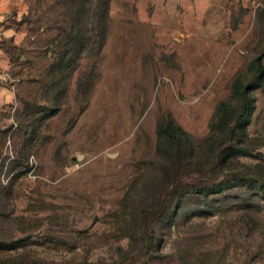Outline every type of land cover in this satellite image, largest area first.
I'll return each mask as SVG.
<instances>
[{
  "label": "rangeland",
  "instance_id": "1",
  "mask_svg": "<svg viewBox=\"0 0 264 264\" xmlns=\"http://www.w3.org/2000/svg\"><path fill=\"white\" fill-rule=\"evenodd\" d=\"M103 1L0 0V264H264V0Z\"/></svg>",
  "mask_w": 264,
  "mask_h": 264
},
{
  "label": "trees",
  "instance_id": "2",
  "mask_svg": "<svg viewBox=\"0 0 264 264\" xmlns=\"http://www.w3.org/2000/svg\"><path fill=\"white\" fill-rule=\"evenodd\" d=\"M73 2L74 0H70ZM103 0H99V3H103ZM100 7L102 9V13L98 17V14L96 15L97 19L100 18L102 21V28L100 30V41L103 43L105 40V16L108 12V3L104 2L101 4ZM96 20V19H95ZM64 34V33H63ZM66 38L68 41L73 43V47L75 48L79 43H84V39L80 34H76L74 31L68 33V37L62 36V39ZM86 40H88L86 38ZM257 78L258 79L255 83L251 84L252 82H249L250 84L244 85L241 80H237L234 85V91L233 96H239L243 99L242 109L240 110V117L242 118L241 125H240V131L242 134H246L247 128L251 122V115L252 111L254 110V104L255 100L252 95V90L257 89L261 87L262 85V78L264 76V67L262 65L258 66L257 69ZM229 101H224L221 103L218 114H217V122L215 126V130L213 133V141L216 139V136L220 134V130H223V125H227L229 121L232 119V113L228 111L229 109ZM219 131V132H218ZM157 135H158V144L159 146L162 145L163 141L168 139L171 142V145L173 147L172 151V157L174 158V163H178L177 167L181 164L187 153L184 152V149L187 150L188 143H191L190 136L179 126H177L174 123L170 124H163L160 123L157 128Z\"/></svg>",
  "mask_w": 264,
  "mask_h": 264
},
{
  "label": "built area",
  "instance_id": "3",
  "mask_svg": "<svg viewBox=\"0 0 264 264\" xmlns=\"http://www.w3.org/2000/svg\"><path fill=\"white\" fill-rule=\"evenodd\" d=\"M1 27H2V18H1V15H0V42H1Z\"/></svg>",
  "mask_w": 264,
  "mask_h": 264
}]
</instances>
